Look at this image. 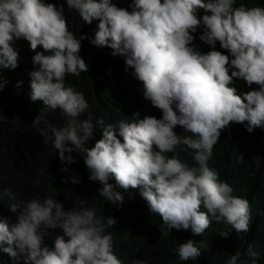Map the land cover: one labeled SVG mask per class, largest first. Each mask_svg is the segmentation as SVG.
<instances>
[{
	"label": "clouds",
	"instance_id": "9594fccd",
	"mask_svg": "<svg viewBox=\"0 0 264 264\" xmlns=\"http://www.w3.org/2000/svg\"><path fill=\"white\" fill-rule=\"evenodd\" d=\"M66 6L88 25L98 21L90 42L124 58L125 71L134 70L144 99L162 116L141 118L136 111L130 121L115 124L94 123L90 115L81 119L89 104L82 91L65 81L69 75L89 72L80 55L87 37L77 38L69 30L65 4L0 0V69L15 70L19 50L13 45L21 39L29 42L35 52L30 102L43 105L32 124L43 125L38 133L44 145L52 141L62 165L76 162L73 152L82 153L89 180L102 185L99 196L117 207L124 197L109 183L110 177L124 190L139 189L150 212L162 218L163 234L176 229L202 236L213 221L237 234L248 232L249 201L233 195L232 186L218 178L209 161L224 129L244 122L249 133L264 128V6H237V0H131L127 8L113 0H66ZM198 30L199 40L210 46L207 52L194 43ZM217 42L225 51L216 49ZM240 80L249 89L242 94L233 86ZM6 84L0 76V93ZM22 84L18 81L15 87ZM57 110L64 117L61 126L47 120L48 113ZM98 124L103 125L102 138L89 147ZM177 126L182 134L174 131ZM180 146L191 150L192 165L166 155ZM0 197L16 215L11 225L0 219V252L14 264H124L107 232L116 219L98 217L83 200L80 208L65 210L64 203L53 198L17 199L11 188L0 191ZM57 229L62 234L50 231ZM230 233L220 231L219 236L226 239ZM49 237L51 246L45 243ZM201 249L209 250L206 241L187 239L174 251L188 261L200 257ZM258 255L250 244L247 259L237 251L227 264H257ZM130 264L146 261L132 259Z\"/></svg>",
	"mask_w": 264,
	"mask_h": 264
},
{
	"label": "trees",
	"instance_id": "16d2710c",
	"mask_svg": "<svg viewBox=\"0 0 264 264\" xmlns=\"http://www.w3.org/2000/svg\"><path fill=\"white\" fill-rule=\"evenodd\" d=\"M46 2L57 3L58 0ZM59 2L65 4L64 14L68 19L69 30L77 38L80 34L87 37L81 41L80 55L89 64L90 70L79 77L69 75L65 81L82 91L89 104L88 110L80 118L90 115L94 123L103 120L104 124H115L119 120L130 121L136 111L140 112L141 118L145 114L160 118V110L144 99L142 82L134 78V70L129 68L125 71L124 58L113 56L111 49L97 47L90 42L98 30V21L94 20L88 25L75 11L67 9L66 0ZM113 2L122 7V3L131 0ZM240 3L264 6V0H237V6ZM198 14L202 16L205 13L199 10ZM195 35L197 38L194 43L198 49L201 52L209 51L210 46L198 38L199 30ZM16 49L19 50V60L14 71L18 77L0 93V191L11 188L17 199L25 201L32 198L57 199L64 203L65 210L80 208L83 200L84 206L94 208L98 217H114L116 223L107 232L113 236L114 251L124 264H130L132 259H144L146 264H227L230 255L237 251L241 253L242 259H247L246 252L250 244L259 254L257 264H264V128H256L249 133L246 130L247 122L229 126L221 132L220 141L214 146L209 161V166L217 171L218 178L232 186L233 195L249 201L250 230L237 234L231 226L213 221L202 236H194L190 230L176 229L163 234L159 230L162 218L150 212L139 189L124 190L116 185L114 177H110L109 183L124 197L123 204L117 207L99 196L98 189L102 185L98 181L89 180L90 173L81 157L82 153L73 152L76 162H65L62 165L52 141L44 145L43 137L38 133V128L43 125L32 124L39 110L43 109L42 101L32 104L29 96V72L33 69L32 57L35 52L24 39L19 40ZM216 49L225 51L220 49L219 42ZM37 51H42V48L38 47ZM18 81H23L20 89L15 87ZM233 86L238 89V94L249 90L242 80L236 81ZM47 120L61 126L64 117L57 110L49 112ZM102 127L99 124L95 127L94 137L87 146H94L95 141L102 138ZM174 131L179 135L183 129L177 126ZM184 147L180 146L177 152L166 155H175L182 162L192 165L194 161L191 150L185 152ZM62 167L68 171H61ZM73 177H78L79 182L73 184ZM7 206V199L0 197V219L7 220L11 225L16 221V215ZM50 231L62 234L59 229ZM220 231L231 233L225 239L219 236ZM187 239L204 240L209 250L201 249L202 254L196 260L181 261L174 249ZM45 243L51 246L52 238H46ZM0 264L14 262L7 253L0 252Z\"/></svg>",
	"mask_w": 264,
	"mask_h": 264
},
{
	"label": "rangeland",
	"instance_id": "374dc122",
	"mask_svg": "<svg viewBox=\"0 0 264 264\" xmlns=\"http://www.w3.org/2000/svg\"><path fill=\"white\" fill-rule=\"evenodd\" d=\"M130 2H124L122 3V7H125L127 8L128 7V4ZM131 10V9H129ZM18 42L17 41L13 46L14 48H16L18 46ZM0 76H2L3 80L7 81V84L5 86V88L9 85V83L15 79L16 77H18V75L16 74V72L14 70H11V69H0Z\"/></svg>",
	"mask_w": 264,
	"mask_h": 264
}]
</instances>
